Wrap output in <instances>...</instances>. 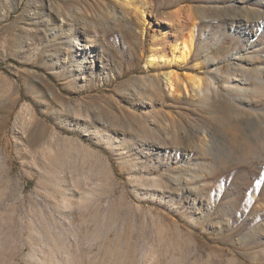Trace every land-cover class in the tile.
Instances as JSON below:
<instances>
[{
  "label": "rangeland",
  "instance_id": "rangeland-1",
  "mask_svg": "<svg viewBox=\"0 0 264 264\" xmlns=\"http://www.w3.org/2000/svg\"><path fill=\"white\" fill-rule=\"evenodd\" d=\"M0 264H264V0H0Z\"/></svg>",
  "mask_w": 264,
  "mask_h": 264
},
{
  "label": "bare ground",
  "instance_id": "bare-ground-1",
  "mask_svg": "<svg viewBox=\"0 0 264 264\" xmlns=\"http://www.w3.org/2000/svg\"><path fill=\"white\" fill-rule=\"evenodd\" d=\"M142 1L144 0H127V3L133 7L135 5H139L140 3H142ZM64 24V22H63ZM96 44V43H95ZM96 45L94 44H89L87 46H84V51H83V55L87 56L88 54H90V50L92 51V48H95ZM179 48V47H178ZM181 49V47H180ZM178 50V49H177ZM191 53V50L185 48L183 51V57H177L176 58V62L177 63H184L186 61V59L190 56L189 54ZM90 57L85 58L81 63L84 64L85 66V70L88 67V64L90 63V61H87ZM168 60L165 58H159L157 55H152L148 58V64H154V63H160V62H167ZM150 66V65H149ZM176 76V74H175ZM172 73H167L164 75V80L166 81L167 85L172 89V91H174L176 89V85H177V81L176 80L177 76L175 77ZM189 83L191 84V87L193 88V90L195 92H201L203 91L204 88V84H203V80L198 77V76H193L192 78H189ZM185 85V84H184ZM186 89V87H185ZM175 92V91H174ZM180 94V93H179Z\"/></svg>",
  "mask_w": 264,
  "mask_h": 264
}]
</instances>
